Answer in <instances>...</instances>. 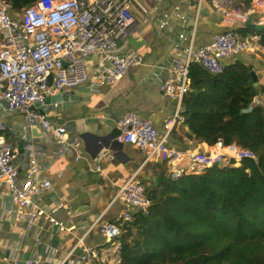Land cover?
I'll use <instances>...</instances> for the list:
<instances>
[{"label":"built area","instance_id":"1","mask_svg":"<svg viewBox=\"0 0 264 264\" xmlns=\"http://www.w3.org/2000/svg\"><path fill=\"white\" fill-rule=\"evenodd\" d=\"M252 9L243 10L234 0H197V13L208 2L223 18L228 30L215 34L212 40L196 47L195 34L180 33L173 40V52L167 63L159 67L163 76L161 94L176 101L175 113L163 122V130L152 120L134 112L125 113L117 122L120 141L137 147L147 163L160 162L167 166V178L177 182L186 176L201 175L208 168L232 161L255 159L250 150L233 143L219 141L206 145L201 152H186L171 144L172 132L186 123L183 101L190 89V68L200 65L213 75L224 72L226 61L249 54L264 58V42L256 33L243 35L238 31L255 23L253 12L264 9V0H247ZM132 0H38L22 12H12L7 0H0V111L25 115V129H38L65 151L72 152L76 161L84 157L79 140L70 141L65 126L53 123L48 114L32 111L48 106L47 98L72 89L87 86L91 92L118 84L131 69L143 64V56L127 52L130 27L135 23ZM168 16L159 24V32L168 26ZM186 22L185 19H183ZM96 58L93 66L90 58ZM58 107V104H53ZM39 109V108H38ZM6 125L0 121V187L8 195L20 217H27V229L42 218L59 231L69 227L52 215H45L39 201L52 190L44 176L45 166L37 154L27 155L25 177L16 163L18 149L6 140ZM97 172L102 173V157ZM233 166H236L234 164ZM116 199L123 206L119 223L133 219L135 213H147L151 201L147 185L138 174L132 175L120 188ZM98 231L106 243H116L121 236L119 224L102 221ZM93 254L95 252L93 251ZM89 256L83 257L88 264ZM30 259L25 264H40ZM12 264H20L14 257ZM77 264V263H75Z\"/></svg>","mask_w":264,"mask_h":264},{"label":"crops","instance_id":"2","mask_svg":"<svg viewBox=\"0 0 264 264\" xmlns=\"http://www.w3.org/2000/svg\"><path fill=\"white\" fill-rule=\"evenodd\" d=\"M234 1L243 10L252 9L247 0ZM131 4L135 23L130 27L126 51L142 55L143 64L114 86L95 92L87 86L77 87L56 96L58 107L51 103L45 108L53 123L66 127L70 141H80L84 153L80 161L42 131L25 129L24 114L0 111V121L7 128L6 140L18 149L16 163L21 177H25L28 154H37L44 163V176L51 181L52 190L39 201L40 209L69 227L61 232L42 218L27 229L28 218L19 216L0 187V264H12L14 257L20 264L33 258L40 264H83L85 256H89L88 264H114L119 248L104 249L108 243L98 225L102 221L119 224L123 206L116 196L121 186L135 174L147 186L167 177L164 163H147L137 147L120 141L117 122L130 111L152 120L164 131L163 122L175 113L176 101L161 94L164 75L159 67L171 58L173 40L180 33H193L195 45L200 47L228 28L208 2L199 14L197 0H132ZM165 15L168 26L159 32ZM252 19L255 23L264 21V9L253 12ZM88 62L93 66L96 58ZM237 62L250 65L257 74V101L264 103V58L243 54L226 61V65ZM187 131L184 126L177 127L171 144L186 152L204 150L208 144L187 139ZM99 157L103 158L102 173L96 170Z\"/></svg>","mask_w":264,"mask_h":264},{"label":"trees","instance_id":"3","mask_svg":"<svg viewBox=\"0 0 264 264\" xmlns=\"http://www.w3.org/2000/svg\"><path fill=\"white\" fill-rule=\"evenodd\" d=\"M7 1L19 13L38 0ZM238 31L264 42V30ZM252 71L237 62L213 75L193 64L183 126L191 141L236 143L256 158L147 186L151 206L120 225L114 264H264V103Z\"/></svg>","mask_w":264,"mask_h":264},{"label":"water","instance_id":"4","mask_svg":"<svg viewBox=\"0 0 264 264\" xmlns=\"http://www.w3.org/2000/svg\"><path fill=\"white\" fill-rule=\"evenodd\" d=\"M247 27L251 28L252 30L259 31V32L262 31V30H264V24L263 25H256V24H253V23H249L247 25ZM251 76H252V80H253L254 87L257 88L258 87V77H257V74L255 73V71H252L251 72ZM58 98L59 97L47 98L45 100V104L46 105H49L51 103H55L58 100ZM31 110L32 111H39L41 114H45V112L43 111V109H40V104H36L34 107H32Z\"/></svg>","mask_w":264,"mask_h":264},{"label":"rangeland","instance_id":"5","mask_svg":"<svg viewBox=\"0 0 264 264\" xmlns=\"http://www.w3.org/2000/svg\"><path fill=\"white\" fill-rule=\"evenodd\" d=\"M223 165H227V163L223 164ZM229 165V164H228ZM119 225H121V223H119ZM116 246H118L119 248V245H118V242L117 243H108L104 249L105 250H113V249H116Z\"/></svg>","mask_w":264,"mask_h":264},{"label":"bare ground","instance_id":"6","mask_svg":"<svg viewBox=\"0 0 264 264\" xmlns=\"http://www.w3.org/2000/svg\"><path fill=\"white\" fill-rule=\"evenodd\" d=\"M238 164H239V161H236ZM232 162L228 163L229 165L231 164ZM112 252V251H111ZM119 259V258H118Z\"/></svg>","mask_w":264,"mask_h":264}]
</instances>
